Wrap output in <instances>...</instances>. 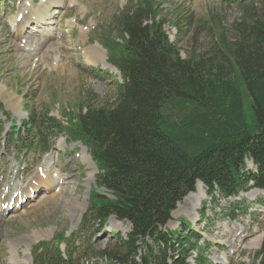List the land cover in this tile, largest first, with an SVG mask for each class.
I'll return each instance as SVG.
<instances>
[{"label": "trees", "instance_id": "trees-1", "mask_svg": "<svg viewBox=\"0 0 264 264\" xmlns=\"http://www.w3.org/2000/svg\"><path fill=\"white\" fill-rule=\"evenodd\" d=\"M116 21L122 42L110 44V60L123 83L114 104H87L67 124L28 110L29 133L14 125L10 140L40 153L51 150L58 133L88 145L98 184L111 194L96 189L90 215L97 225L112 215L132 225L126 238L116 233L115 246L101 257L115 264H189L196 251L195 264H214L198 232L166 225L198 180L224 198L264 188V15L245 14L231 43L222 39L215 53L188 58L170 41L155 0H129ZM247 158L256 170L247 168ZM75 235L38 243L34 264H77L69 250ZM259 258L264 264V240Z\"/></svg>", "mask_w": 264, "mask_h": 264}, {"label": "rangeland", "instance_id": "rangeland-1", "mask_svg": "<svg viewBox=\"0 0 264 264\" xmlns=\"http://www.w3.org/2000/svg\"><path fill=\"white\" fill-rule=\"evenodd\" d=\"M235 1L155 0L164 20V29L184 58L192 54L215 53V48L221 49L222 39L228 44L234 40V26L245 14L264 15V0L245 4ZM43 2L0 0V99L7 111V114L0 113V131H3L0 136V192L9 190L8 186L5 189L6 181L24 183L29 180L38 170L41 171L44 157L50 156L51 174L59 170L65 184L47 191L45 195L60 194L63 199L47 198L39 204L41 200L38 198L19 211L14 205L6 208V212L0 209V264H17L13 260L16 251L34 264L32 252L35 245L74 231H78L76 241L69 249L76 251V263L115 264L100 257V252L114 247L115 234L125 238L131 227L128 221L119 220L114 215L103 226L97 225L88 212L90 192L96 188L107 192L98 185L99 168L93 159L97 173L90 180L88 172L93 167H89L82 158L88 147L60 134L55 138L54 149L40 155L33 150L24 153L22 146L13 147L5 142V138L14 122L22 126L29 118L27 107L37 113L49 112L67 122L87 104H114L123 79L109 62L108 49L111 40L122 42L116 16L127 7L129 0H64L63 6H50L44 20L46 24L35 27L39 32L32 34L34 25L16 30L15 20L20 19L25 9L31 14V6L39 7ZM46 35L53 36L52 47L43 57L44 50H37L41 46L37 43L40 44ZM95 44H100L105 52L97 58V63L87 62L86 49ZM10 97H15L17 108L7 104ZM246 166L256 170L250 159ZM62 187L64 189L60 190ZM203 188L207 193L205 185ZM256 190L259 189L249 188L231 198H223L220 193L215 196L207 193L197 210V220L190 215L192 205H177L166 228L178 233L198 232L200 244L205 246V253L214 264H258L261 247L256 250L249 244L264 234V207L261 205L264 194L252 197ZM38 192L42 196L45 191L40 187ZM21 203L24 204V200ZM80 203L86 206L83 212L75 207ZM183 220H188L190 227L184 226ZM12 242L16 243L15 253ZM189 264H194L192 259H189Z\"/></svg>", "mask_w": 264, "mask_h": 264}, {"label": "bare ground", "instance_id": "bare-ground-1", "mask_svg": "<svg viewBox=\"0 0 264 264\" xmlns=\"http://www.w3.org/2000/svg\"><path fill=\"white\" fill-rule=\"evenodd\" d=\"M63 2H64V0H44V2L41 3V5L39 7L31 6V8L29 9L31 14L26 12L27 9H25V13L22 14L20 19L15 20V28H16V30L20 31V30L26 28V26L29 27V26L34 25V27L31 28L32 30H34V31H32V34H35V33L39 32L40 30L35 29V27H40L41 24H46V22H44V20H45V16H47L49 14L50 6L52 4H55L56 6H63ZM61 15H63V13ZM49 22H51V21H49ZM52 37L53 36H47L46 35V37L43 40L39 41L38 39H36V40H38L40 42V44L37 43V45H41L39 47L36 46V47H38L37 50H40V49L44 50V56H43V54L41 52L43 57L46 56V54H45L46 51H48V54L50 52L49 48L52 47ZM32 45L34 46L33 43L31 44V46ZM24 50H25V48H24ZM104 52H105V50H103V48L101 47L100 44H95V45L89 46L86 49L85 60L87 62L90 61V62L97 63L96 62L97 58L102 57ZM30 55H32V52H31ZM44 59H46V58H44ZM10 94L11 93H9V95ZM7 104L10 107H16L17 108V102H15V97H10V99H7ZM82 155H83L82 156L83 160L88 164V166L89 167H91V166L93 167V170H89V172H88L89 175L91 176L90 177V180H91L93 175L95 173H97V168H96L93 160L91 159V156L88 153L87 148H85L84 154H82ZM45 157H47V156H45ZM45 157L43 159V164H42V167H41V171L38 170V172L36 174H34V176H32L29 180H26L24 183H22V182L10 183L9 181H6L5 189L8 186L9 190L0 192V205H1L0 209L3 212H6V211H4V210H6L5 208H10L11 205H14L15 210L19 211V210H21L23 208L24 205H28L29 203L36 201L38 198H40L39 200H41V203H39V204L44 203L47 200V198H50L52 200L53 199H59V198L61 200L63 199L60 194L59 195L58 194L55 195V193H54V195H45V193H47V191L52 190L53 188H56V187H59V186L65 184V182L63 181L64 177H63V175L61 174V172L59 170H55L51 174V172H50L51 157L50 156L47 157V158H45ZM248 159L249 158H247L246 161ZM250 160H252V159H250ZM253 163H254V161H253ZM12 166H13V164H12ZM16 176H17V174H15V177ZM90 180L88 181V185L89 186L91 184ZM56 181H57L58 184L56 183ZM196 186H197L196 191L189 193L184 198L182 203H178V207H180L182 204H184V206L192 205V208H193L192 211L193 212L190 215H191L193 220H197V218L199 216V213L197 212V210H198V208H200V205H201L202 201L204 199H206V194H207L206 191L203 188L204 187L203 182L198 181ZM40 187H42L44 189V191H45L42 196L38 192ZM12 189H13V193L10 194ZM63 189H64V187L60 188V190H63ZM15 192L17 194H15V197H14L13 194ZM260 193L264 194V190L253 191L252 192V197H255L256 195H258ZM67 198H69V197H67ZM21 199L25 201L24 204L21 203V201H22ZM64 201H62V203H64ZM87 202H88V199L86 200V203ZM73 205H75V203ZM75 207L80 209L81 212H83L86 209V206H84L81 203H80V205L78 204ZM263 237H264V234H261L260 236L257 237V239H255L252 243H249V244L253 247V249L257 250V249H259L261 247ZM15 244L16 243L12 242L13 252L14 253H15ZM247 245H248V243H247ZM234 251H232V252H234ZM16 252H17L18 255L15 253L14 256H13V260H15L17 262V264H31L30 260H28L27 257H23L22 258L20 256L19 252L18 251H16ZM225 258L227 259V256H225Z\"/></svg>", "mask_w": 264, "mask_h": 264}]
</instances>
